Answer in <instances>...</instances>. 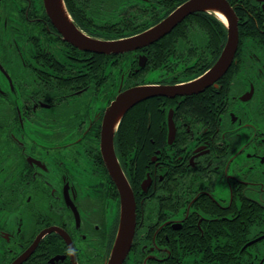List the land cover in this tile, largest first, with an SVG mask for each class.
Returning a JSON list of instances; mask_svg holds the SVG:
<instances>
[{
    "label": "flooded vegetation",
    "instance_id": "obj_1",
    "mask_svg": "<svg viewBox=\"0 0 264 264\" xmlns=\"http://www.w3.org/2000/svg\"><path fill=\"white\" fill-rule=\"evenodd\" d=\"M185 1L64 5L84 33L116 39ZM227 2L238 26L227 70L199 92L138 102L115 128L134 198L121 264H214L217 253L231 259L232 242L241 251L264 241V0ZM227 24L199 10L149 45L103 54L66 40L43 0H0V264L109 263L122 195L101 149L105 113L132 86L202 75ZM237 255L264 264L257 249Z\"/></svg>",
    "mask_w": 264,
    "mask_h": 264
},
{
    "label": "water",
    "instance_id": "obj_2",
    "mask_svg": "<svg viewBox=\"0 0 264 264\" xmlns=\"http://www.w3.org/2000/svg\"><path fill=\"white\" fill-rule=\"evenodd\" d=\"M43 4L47 14L66 40L82 50L103 54H120L149 45L171 32L187 15L195 11L215 10L216 15L228 22L229 38L220 58L202 75L182 84L147 83L132 86L120 92L105 113L101 149L110 171L119 182L122 195L120 230L108 264H121L129 252L134 235V198L126 189V183L121 178L122 171L118 166L114 148L115 128L123 115L142 100L160 95L175 96L195 93L214 83L231 64L238 46L236 14L227 0H186L162 20L140 33L116 39H102L92 37L75 26L67 13L64 0H43Z\"/></svg>",
    "mask_w": 264,
    "mask_h": 264
},
{
    "label": "trees",
    "instance_id": "obj_3",
    "mask_svg": "<svg viewBox=\"0 0 264 264\" xmlns=\"http://www.w3.org/2000/svg\"><path fill=\"white\" fill-rule=\"evenodd\" d=\"M129 55V54H126ZM257 249L258 252H261L264 254V241L259 244H255L253 246H249L243 250L240 251L239 244L236 242H232V257L230 260H227L225 257H222V253H217V256L215 257L214 264H256L257 259L253 258V256H238L237 253H251L252 250ZM242 258V259H240Z\"/></svg>",
    "mask_w": 264,
    "mask_h": 264
},
{
    "label": "rangeland",
    "instance_id": "obj_4",
    "mask_svg": "<svg viewBox=\"0 0 264 264\" xmlns=\"http://www.w3.org/2000/svg\"><path fill=\"white\" fill-rule=\"evenodd\" d=\"M123 56H129V55H123ZM124 58V57H123Z\"/></svg>",
    "mask_w": 264,
    "mask_h": 264
}]
</instances>
